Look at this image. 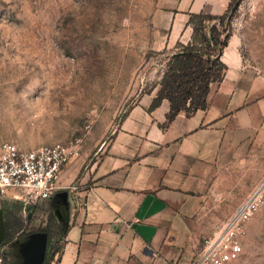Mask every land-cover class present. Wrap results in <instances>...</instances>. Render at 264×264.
Wrapping results in <instances>:
<instances>
[{"label": "crops", "instance_id": "obj_1", "mask_svg": "<svg viewBox=\"0 0 264 264\" xmlns=\"http://www.w3.org/2000/svg\"><path fill=\"white\" fill-rule=\"evenodd\" d=\"M229 3L157 0L150 49L186 43L188 14L221 16ZM220 59L224 77L210 85L205 110L180 111L162 127L168 101L148 111L156 83L97 140L95 162L87 165L81 146L50 200L58 222L67 206L69 224L52 264H192L214 227L264 179V77L246 64L236 35ZM72 184L86 203L73 213L64 196Z\"/></svg>", "mask_w": 264, "mask_h": 264}, {"label": "rangeland", "instance_id": "obj_2", "mask_svg": "<svg viewBox=\"0 0 264 264\" xmlns=\"http://www.w3.org/2000/svg\"><path fill=\"white\" fill-rule=\"evenodd\" d=\"M156 3L0 0V145L28 150L82 137L87 165L95 162L97 140L159 81L172 52L148 44ZM228 28L246 64L264 77V0H241ZM11 195L0 199L1 218L21 209L25 229L45 226L52 201L24 208ZM241 244L235 264H264V204Z\"/></svg>", "mask_w": 264, "mask_h": 264}, {"label": "trees", "instance_id": "obj_3", "mask_svg": "<svg viewBox=\"0 0 264 264\" xmlns=\"http://www.w3.org/2000/svg\"><path fill=\"white\" fill-rule=\"evenodd\" d=\"M240 2L241 0H230L226 13L221 16L188 14L186 27L191 29L190 38L186 43L178 41L175 44L157 82L156 96L148 109L151 112L163 100L168 101L169 111L162 127L170 123L180 111L190 116L197 110H205L210 85L219 83L224 77L226 66L220 57L231 36L228 28L230 18ZM155 85L145 89L144 93L149 94ZM58 210L61 222L57 221L52 209L47 215L45 226L33 230L24 228L21 209L3 214L0 264H23L20 245L34 233L46 235L45 254L41 264L56 263L69 229L67 206H60Z\"/></svg>", "mask_w": 264, "mask_h": 264}, {"label": "built area", "instance_id": "obj_4", "mask_svg": "<svg viewBox=\"0 0 264 264\" xmlns=\"http://www.w3.org/2000/svg\"><path fill=\"white\" fill-rule=\"evenodd\" d=\"M88 129V127L86 128ZM82 137L24 150L13 143L0 145V199L20 200L22 207L49 203L60 189V174L79 155ZM69 212L86 206L78 186L66 189ZM264 204V179L259 181L231 215L218 223L205 238L192 264H235L243 253L241 237L252 216Z\"/></svg>", "mask_w": 264, "mask_h": 264}, {"label": "water", "instance_id": "obj_5", "mask_svg": "<svg viewBox=\"0 0 264 264\" xmlns=\"http://www.w3.org/2000/svg\"><path fill=\"white\" fill-rule=\"evenodd\" d=\"M66 197V194L64 195ZM3 239V220L0 216V243ZM46 235L34 233L20 245L23 264H41L45 254Z\"/></svg>", "mask_w": 264, "mask_h": 264}]
</instances>
